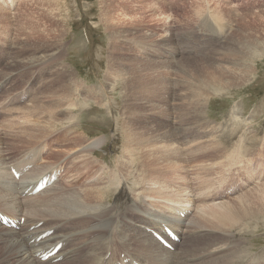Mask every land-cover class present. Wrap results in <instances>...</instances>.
I'll return each instance as SVG.
<instances>
[{"label": "rangeland", "instance_id": "374dc122", "mask_svg": "<svg viewBox=\"0 0 264 264\" xmlns=\"http://www.w3.org/2000/svg\"><path fill=\"white\" fill-rule=\"evenodd\" d=\"M13 1V11L20 7L27 15L25 33L18 28L14 38L19 39L14 43L8 20L0 18V70L23 74L21 79H13L15 73L0 82V102L27 85L28 92L43 91L45 114L35 134L40 139L36 143H48L63 157L83 141L103 138L94 168L106 163L117 174L128 172L139 178L145 173L156 175L158 167H147L142 161L152 158L147 161L150 164L161 155H145L136 145L177 141L182 162L161 174L172 176L177 170L182 178L193 168L192 180L203 186L211 181L218 193L234 187L236 196L225 201L231 205L229 221H242V228L234 229L233 239L214 236L211 244L212 238L193 235L166 264H229L231 257H236L234 264H264V0ZM16 42L18 49L13 48ZM42 54L48 57L39 66H8L14 58L22 62ZM32 74L37 76L28 83L26 78ZM68 83L66 93L63 87ZM68 94L73 106L58 109ZM23 95L26 99L19 100L18 107L31 104V96L26 97V91ZM4 117L0 125L5 124ZM18 142L22 147L23 142ZM165 154V159L178 160L175 153ZM48 156L43 160H59ZM132 160L134 164L129 165ZM122 193L112 196L111 203L122 204L128 190L124 188ZM221 195L224 193L219 194L224 201ZM240 196L242 203L232 201ZM121 224L127 230L132 228L125 221ZM226 242L229 250L208 254L212 245ZM147 244L138 248L146 261L155 249L152 242ZM2 246L0 243V264H9L11 254ZM119 247L116 253L134 255L133 249L128 248L130 253Z\"/></svg>", "mask_w": 264, "mask_h": 264}, {"label": "bare ground", "instance_id": "6f19581e", "mask_svg": "<svg viewBox=\"0 0 264 264\" xmlns=\"http://www.w3.org/2000/svg\"><path fill=\"white\" fill-rule=\"evenodd\" d=\"M13 3V0H0V18H6L8 20L7 23H9L8 25L11 27V31L9 32L12 34V39L17 35L18 28L20 32L24 31L25 33L23 24L27 16L25 12H22L20 7L14 12ZM22 5V3L19 4V6ZM0 34H3V31H0ZM30 34L32 35L34 33L30 32ZM26 37L29 38L27 35ZM18 39L19 37H17V39L14 38L13 42L15 43V40L18 41ZM147 45L149 46V44ZM15 46L18 49L17 42L13 48ZM151 49L152 48H149V50ZM14 53H16V51H14ZM47 57V54H42L40 56L36 55L31 57V59H28L29 61L21 59L22 62H20V60H14L15 58H12L13 60H7L6 62L10 61L8 66L20 63H31L33 65L32 67H36V65L39 66V64L47 61V59L45 60ZM16 71L17 70L3 73L2 70H0V82L15 73H17V75H14L13 79H17L19 75L23 74L21 71ZM33 74L29 79L26 78L28 83L32 81L30 80L31 78L37 76ZM33 85L35 88L37 84L34 83ZM40 85H42V83ZM69 86L68 83L63 87L64 92H69L67 89ZM77 86L79 88V85ZM27 87L28 85L4 97L6 99L0 102V118L1 116H5V124L1 123L0 125V214L9 217L17 224L16 228L0 224V243L3 244L2 247L4 249L8 250V254H11L10 261L8 259L9 264H117L116 261L121 259L123 253H125L123 251L116 253L120 245L126 252L133 253L128 248L133 249L134 255H132V257L144 264H166L168 258L172 259L177 256V247L181 246V244L173 243L176 251L174 250V252H172L158 244L154 239L143 232V227L161 228V225H165L180 233V242H183L182 245H187L188 242L191 241V236L193 235H197L199 238H212L210 244L211 242H215L213 241L214 236H218L221 240L233 239L235 236L234 229L241 227L239 224L242 221H229L231 205L229 201H222L219 194L224 192L220 191V193H218L219 189L217 190L213 182L209 184V182H211L209 181L207 186H203V183L200 181H196V179L192 180V177L189 175L190 172H193V168H191L192 171L190 170L189 174H187L188 170H186L187 176L185 175L182 178L181 175L177 174L176 169L172 176H163L161 174L164 172L165 168L168 170L169 166L177 167L182 162H180L182 158H179L180 151L178 144L180 143L177 144L178 146L175 145L177 141L175 143L167 142L155 145H143V147L136 145L138 150H140V152L142 151L145 155L160 153V158H156V160H153L150 164H147V161H151L150 159L152 158H146V162L142 161V164L144 163L143 165L147 167H158L159 170L156 171V175L145 173L142 176H138L139 178H136L135 176H131L128 172H125L126 174H117V172L109 170L106 163L102 162L101 165L95 166L94 168V165L97 164L95 162L97 159L96 152L104 145L103 138H96L92 141H83L75 145L69 151L63 153V157H59L62 155H60L61 152L58 149L55 148L54 150L49 148L44 159H47L49 155V159H51L52 156H56L57 158L59 157V160L57 159V161L51 162L42 160L40 163H37V166L28 175L24 176L20 181H16L11 175V168L29 161L34 151L37 152L39 156L42 155L44 151V147L41 146V143L39 144L40 139L36 136L42 123L41 118H43L45 114L41 106V97L44 93L42 90L38 91L37 89H32L31 104L18 107L19 104L17 102L26 99H23L24 91H26L27 97V92L29 90ZM82 88H85V86ZM65 96L68 100L64 99L61 101L58 109H67L73 106L69 94ZM0 98L2 97L0 96ZM26 115L28 118H26ZM30 117L39 120L32 122L33 119ZM25 118L26 121H24ZM51 132H53V130L43 135L48 136ZM15 138L17 139L15 140ZM44 138H46V136ZM18 139L21 143L23 142L22 147L25 148L18 146L21 145ZM32 140L35 141L32 142ZM37 141H39L38 144L36 143ZM195 143H193V145H196ZM190 144L192 145V142H190ZM130 147L132 148V146ZM128 150L129 147L127 148V151ZM217 150L220 151L222 148ZM169 152L177 154L178 160L173 161L165 159V153L169 154ZM199 153L201 152L199 151ZM183 154L185 155L184 152ZM229 157H233V155ZM220 161L217 163H220ZM128 164H134L133 160ZM215 165H217L216 162H214V166ZM225 166H221V168L225 170ZM56 167H61V169H64V172L61 179L58 180L55 185L47 188L37 197H23L24 191L32 182L37 183L39 179L50 171H54ZM182 167L183 166H181V168ZM229 167L230 166L227 168ZM218 168H220V166H218ZM195 170L197 173L198 169ZM180 171H182V169ZM157 172H160L161 175L159 173L157 174ZM211 179L214 180L213 178ZM197 180H200L199 176ZM122 185L128 190L124 202L122 204H117L116 201L111 203L110 198L112 196L120 193L123 194L124 188L121 187ZM222 185H224V182ZM53 195L55 196L53 197ZM42 196L49 197L47 201L53 199L52 203L50 205L41 206L31 204V200ZM242 199L243 197L240 196L232 201L239 200L240 204L243 202ZM26 202L29 203L23 205ZM183 214H186V217H182L181 215ZM22 218L26 219V223L23 225L20 224ZM120 220L128 223L129 226L132 227L130 230L133 229V231L125 229L126 227L124 225L125 228L122 226ZM203 220L207 221L208 224L200 225ZM42 222L46 223V225L38 227V224ZM60 228L62 229L60 230ZM50 230L54 231L50 237L39 243L36 242V239L40 235ZM141 238L146 240L143 241ZM33 240L35 241L32 243ZM58 242H63L66 246L56 257L46 262H41L36 257L39 251H46L50 249L53 244ZM148 242H152L155 249L153 250L154 255L146 261L143 260L144 258L142 255L140 256L138 254L140 252L138 248L142 249V246L146 247ZM195 247L197 248L196 245L194 248ZM230 248L229 242L216 244V246L212 245L211 251L208 254H215L220 250L225 252ZM198 249L200 250L199 247ZM181 252L182 254L187 253L184 250H181ZM59 257H63V260L61 262H55ZM235 258L233 259L231 257L229 264H234ZM213 260H215V258Z\"/></svg>", "mask_w": 264, "mask_h": 264}]
</instances>
